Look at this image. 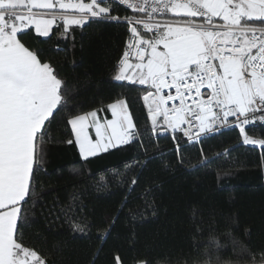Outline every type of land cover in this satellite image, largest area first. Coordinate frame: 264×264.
I'll return each mask as SVG.
<instances>
[{
    "label": "snow or ice",
    "instance_id": "snow-or-ice-1",
    "mask_svg": "<svg viewBox=\"0 0 264 264\" xmlns=\"http://www.w3.org/2000/svg\"><path fill=\"white\" fill-rule=\"evenodd\" d=\"M95 20L127 26L113 80L130 90L79 110L58 63L28 37L66 40ZM57 117L69 137L63 142L75 145L83 161L133 143L147 155L143 138L168 134L184 166L182 142L198 145L211 133L235 128L240 144L259 152L264 168V130L252 131L264 126V0H0V264H49V255L25 232L41 195L39 175ZM232 150L209 157L201 147L199 160L188 166L204 167ZM146 163L125 162L112 178L132 191L139 175L129 173ZM107 183L102 178L97 186ZM126 204L127 197L120 211ZM84 207L74 192L60 208L74 232L89 230ZM197 212L192 210L193 217ZM117 218L99 231L102 240ZM194 247V253L131 261L117 251L112 264H264V249L251 251L234 238L233 256L225 258L226 249L211 231L207 242Z\"/></svg>",
    "mask_w": 264,
    "mask_h": 264
},
{
    "label": "trees",
    "instance_id": "trees-1",
    "mask_svg": "<svg viewBox=\"0 0 264 264\" xmlns=\"http://www.w3.org/2000/svg\"><path fill=\"white\" fill-rule=\"evenodd\" d=\"M119 11L126 14L124 8ZM126 28L123 23L95 20L83 29H74L66 40L37 39L31 34L28 39L58 63L73 93L71 103L88 110L130 90L113 80L114 66L127 39ZM132 92L135 94V89ZM138 114L143 117L144 110L139 109ZM145 123L139 121L140 126ZM261 130L264 126L252 128ZM52 135L55 140L39 175L37 191L41 195L34 220L25 232L29 242L49 255V264H93L94 257V264H112L117 251L127 261L144 255L194 253V244L207 242L210 231L226 249L221 252L225 258L233 256V238L251 251L264 249V168L259 165V152L240 144L238 129L211 133L198 145L182 142L184 166L178 163L168 134L151 139L145 136L147 155L140 144L133 143L87 161L81 159L75 145L63 142L69 137L59 117L52 125ZM201 147L209 157L225 148L234 150L193 169L189 162L199 160ZM132 160L147 163L129 173L138 174L139 183L128 191L117 185L112 173L123 172L125 162ZM102 178L108 183L98 187ZM146 189H151L150 193L145 194ZM74 192L79 193L90 222L86 233L72 231L60 212ZM125 197L127 204L120 211ZM194 208L198 210L195 217ZM117 216L110 234L102 240L99 231ZM98 249L102 250L97 254Z\"/></svg>",
    "mask_w": 264,
    "mask_h": 264
}]
</instances>
